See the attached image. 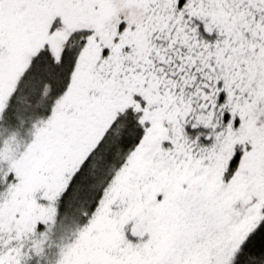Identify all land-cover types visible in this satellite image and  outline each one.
<instances>
[{
    "label": "snow or ice",
    "instance_id": "snow-or-ice-1",
    "mask_svg": "<svg viewBox=\"0 0 264 264\" xmlns=\"http://www.w3.org/2000/svg\"><path fill=\"white\" fill-rule=\"evenodd\" d=\"M0 264H264V0H0Z\"/></svg>",
    "mask_w": 264,
    "mask_h": 264
}]
</instances>
